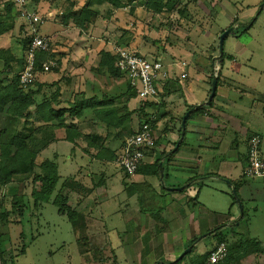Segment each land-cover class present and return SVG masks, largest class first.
<instances>
[{"label":"rangeland","instance_id":"rangeland-1","mask_svg":"<svg viewBox=\"0 0 264 264\" xmlns=\"http://www.w3.org/2000/svg\"><path fill=\"white\" fill-rule=\"evenodd\" d=\"M84 1H78L75 11ZM147 1L133 0L122 11L113 9L112 15L108 5L97 6L93 2L90 9L96 15L88 29L79 28L72 21H63L65 5L62 0H40L38 5L29 2L27 10L44 20L38 29L39 34L49 40L50 52L61 58L57 66L50 61L58 69L57 73L50 69L37 75L38 82L44 84L39 101L55 92L56 87L51 86L54 83L62 87V100L65 101L71 100L77 93H85L87 97L98 95L99 98L125 93V78L115 80L94 73L100 60L99 52H112L119 47L118 43H124L128 51L160 60L173 73L170 80L160 84L155 99L144 100L138 96L133 100L123 98L117 102L119 106L126 103L129 112H136L130 125L134 131L138 129L139 122L145 121H140L138 117V110L145 102L154 101L161 105L154 112L147 109L154 114L156 125L153 129L158 144L147 155L145 162H155L162 154L159 153L160 146L166 144L163 139L168 134L165 132L176 133L177 136L179 119L187 113L185 103L192 100V96L207 94L212 89L213 80L209 75L217 77L218 69L220 71V64L213 66V63L224 55L226 67L222 70V77L219 74V79L227 80L226 89L231 98L237 99V104L230 102L227 105L228 114L239 122L249 124L245 127L248 133L262 136L261 153L264 156V0H210L206 4L203 0H177L175 10L169 12L166 9L157 16L147 9ZM131 9L133 12H130ZM179 11L183 14L180 15ZM16 25L17 33H6L0 39V46L12 45V50L8 51L19 60L26 54L23 52V41L31 36L34 25L21 17L14 28ZM229 30L233 31L225 39L221 54L220 38ZM0 65L2 71V62ZM12 65L17 68V64ZM183 65L182 72L180 68ZM184 73L187 77L181 79ZM4 78L0 76V79ZM220 80L219 85H224ZM168 83H172L168 88L171 93L164 90ZM220 104L216 99L215 105L221 107L218 106ZM3 125L4 118L0 117V128ZM79 126L84 134L93 131L90 124ZM28 130L29 126L23 124L18 128L21 135ZM98 132L104 134L105 127L98 126ZM129 133L130 130L112 132L106 147L119 150L122 138L126 137V140ZM212 134L217 135L213 131ZM224 138L226 144L218 153L215 152L212 160L202 156L203 164L200 169L197 168V173H187V177L193 179L207 172L222 177L205 179L184 192L175 193L180 195L184 215H178L171 228H182L180 223L184 217L194 218L195 222L188 225V230L187 227L184 231L179 229L180 232L169 229L177 239L181 238L180 243L172 248L167 238L160 240L151 236L154 226L164 228V231L168 227L148 216L164 209L163 188L170 189L169 186L181 176L182 171L172 173L167 170L172 167L170 163L176 161L175 166L186 170L193 168L191 158L194 156L188 137L169 161L165 159L164 168L170 175L163 184L158 178L144 175L127 178L115 163L95 160V151L86 152L87 146L82 141H78L76 146L66 141L50 143L41 152L38 161L47 159L57 164L61 177L58 188L70 177L89 188L97 186L103 178V186L83 199L79 208L77 203L81 197L71 194L69 205L77 208L80 214L75 223L60 214L52 202L35 207L30 183L0 187V205L4 210H11L14 199H19L21 206H25L22 217H17L18 214L12 217V220L17 218L18 223L15 221L7 225L0 221L3 247L7 249L5 258L9 260L13 256L7 264H156L160 256L169 258L164 262L180 258L189 249L187 242L193 238L192 234L199 239L202 235L204 237L196 245L193 258L211 250L222 236L228 246L238 239L256 240L264 250V179L244 176L245 136L231 126H225ZM172 149L169 150L173 152L175 148ZM140 205L146 210L143 217L140 216ZM135 214L143 218V222L139 221L142 233L137 231ZM223 225L220 232L206 236L205 233L212 228ZM23 249L25 253H21ZM241 264H264V255L246 259Z\"/></svg>","mask_w":264,"mask_h":264},{"label":"trees","instance_id":"trees-1","mask_svg":"<svg viewBox=\"0 0 264 264\" xmlns=\"http://www.w3.org/2000/svg\"><path fill=\"white\" fill-rule=\"evenodd\" d=\"M78 1L79 0H62L65 5L63 21L65 23L72 21L75 26L82 29H88L90 23L95 19L96 14L90 9L93 2H95L94 4L97 6H102L104 4L108 5L111 9V15L113 9L122 11L133 3V0H85L83 5L80 6V9L75 11V8L79 6ZM30 2H36L38 5L40 0H30ZM177 5V0H148L145 4L147 9L152 12L154 16L162 14L166 9L169 12L173 11L176 9ZM4 10L5 16L3 20L0 21V38L6 34L5 32H9L14 28V24L19 18V13H17L13 0L6 2ZM130 12H133V9H131ZM179 14H183V11H179ZM28 45L29 38L23 41V52H26ZM117 45L123 49H127L124 43H118ZM136 54L140 55V53ZM99 56L100 60L94 73L106 75L115 80L125 78L127 84L125 93L117 97L103 95L100 98L98 95L87 97L85 93H77L73 95L71 100L65 101L62 100V87L54 83L51 86L56 87L55 92L49 98L44 97L39 101L43 93L44 84L38 82L36 79L37 75L45 73L43 65L50 61L55 62L56 66L60 65L61 58L59 55L53 51L47 53L37 52L34 67L36 76L35 81L28 88H23L19 84V74L25 68V55L17 60L9 51H0V62H3V70L0 72V76H5L4 79H0V117L4 118V125L0 128V187L6 188L12 184L19 186L30 183L32 185L31 198L33 199L35 207L52 202L58 209V212L67 216L71 223H75L80 217L77 208L82 205L83 199L90 197L96 189L102 187L104 180L102 178L97 186L89 188L81 181H77L76 178L70 177L65 179L61 183L60 188H58L61 181L58 166L53 160L46 159L42 162L38 161L41 152L52 142L66 141L76 146L78 141H82L87 146L86 152H90L91 150L95 151L94 156L92 155L95 160L99 162L107 161L115 163L119 150L113 151L106 147L111 133L114 131L124 132L130 130V133L127 135L129 138L135 135L144 123L151 124L154 128V125H156V122L153 120L154 114L147 112V109L149 108L154 112L157 111L158 106H161L154 101L145 102L144 106L138 110L140 121H145L139 122L138 129L134 131L130 125L132 124V115L136 112H129L126 103L125 105L119 106L117 102L123 98H127L128 101L136 99L138 94L131 88L126 76L116 69L115 64L117 58L111 51L102 50L99 52ZM143 57L151 61H156V59L144 55ZM223 62L224 55L214 61L213 66L217 64L222 65ZM14 63L17 64V68L13 67L12 64ZM56 66L51 68L52 72H58ZM214 76L216 75L213 74L211 76V81ZM219 80V75H217V84ZM67 82H69V80ZM164 88L167 89L166 86ZM179 89L180 88H178V90ZM168 92L171 93L172 91L168 89ZM212 104L213 101L208 106H212ZM206 107L207 106H202L195 109L191 113L188 121L193 116L202 113ZM194 108L195 107H189L187 112ZM182 119L183 117L179 119L180 127L177 133L178 141L182 137ZM20 124H23L25 127L29 126V130L26 134H19L18 128ZM80 124H90L93 131L89 134L82 133L80 130L81 126H79ZM101 125L105 127L104 134L98 132V126ZM165 134L168 133L165 132ZM125 138L126 137L122 138L120 149L126 141ZM184 141L185 136L177 150L161 154L160 158L153 164H142L137 174L158 178L163 183L165 178H167V173L165 172L162 161L166 157V160L169 161L170 158L179 151ZM177 143L174 144V148ZM156 144H158V141L155 142L154 148L150 150L151 153L155 150ZM148 153L149 152L145 153V156H147ZM126 177L129 178L127 174ZM192 182H194V179H191V183ZM184 190L186 189L184 188ZM163 192L167 193L166 189L163 188ZM55 193L56 195L53 198ZM72 193L81 197L80 201L77 203V208H72L69 205V199ZM140 206L145 214L146 210L143 209L142 205ZM24 208L25 206H21L19 199L13 200L11 210H4L3 206L0 205V221L7 225L18 223V219L13 218L12 220V217L17 214V217H22ZM161 211L149 216L165 224L162 218H160ZM224 226L225 225L219 226L205 234L208 236L220 232ZM161 232L162 230L156 226L151 236L155 237ZM3 237L4 235L0 233V264H7L13 260V256L9 260H6L5 254L7 249L3 247ZM203 238V235L200 239L197 236L189 241L187 248H191V252L184 258L179 259L176 257V259L170 262L159 261L156 264H209V258L212 252L222 243L227 246L228 254L226 259L218 264H241L242 261L246 259H255L264 255L263 248L256 240L238 239L235 243L228 246L226 238L222 236L211 250L193 258L192 254L195 247ZM21 253H25V249H23Z\"/></svg>","mask_w":264,"mask_h":264},{"label":"built area","instance_id":"built-area-1","mask_svg":"<svg viewBox=\"0 0 264 264\" xmlns=\"http://www.w3.org/2000/svg\"><path fill=\"white\" fill-rule=\"evenodd\" d=\"M13 1L18 8L19 17L34 25L25 54V68L19 74L20 86L28 88L33 84L36 77L34 71L36 53L50 52V42L38 32L39 27L44 24V20L27 10L30 0ZM112 53L117 58L116 69L126 76L131 88L144 100L155 99L160 84L171 79L173 72L168 71L160 60L151 61L121 47L114 48ZM52 67L51 62L43 65L45 72H48ZM180 69L183 72L184 65ZM186 77L187 74L184 73L180 78ZM155 142L153 126L144 123L135 135L126 139L118 152L115 164L129 177H134L144 162L145 153L154 148ZM261 142V137L254 134L247 139V157L244 169L246 178L264 179V158L261 156ZM227 254V246L223 243L218 245L209 258V264H218L224 261Z\"/></svg>","mask_w":264,"mask_h":264},{"label":"crops","instance_id":"crops-1","mask_svg":"<svg viewBox=\"0 0 264 264\" xmlns=\"http://www.w3.org/2000/svg\"><path fill=\"white\" fill-rule=\"evenodd\" d=\"M7 1H9V0H5L3 2H0V21L3 20V17L5 16L4 5L6 4ZM199 1L201 2L202 0H199ZM203 1L206 4L210 0H203ZM17 31H18V26L16 25L15 28H13L9 32H5V33H17ZM3 36H5V34ZM2 37L0 39H2ZM11 47H13V46L12 45L9 46V47H6V46L1 47L0 46V51L12 50ZM2 64H3V62H2ZM218 67L220 68V71L218 69L217 74L218 75L220 74V76L222 77V74H221L222 70L225 69L226 66L224 65V63H222V65H219ZM226 69L228 70V68H226ZM0 72H1V70H0ZM209 77L211 78V73H210ZM221 82H223L224 85H219V83L217 84L216 95H215V99L213 100L212 106H207L206 109L202 113L193 116L188 121V123L186 125L185 140H187V137H188V141H190V143L192 145L191 148H192V153H193L194 157L191 158L192 159L191 166L193 168L192 169H187V170L186 169H182L181 167L175 166V162L176 161H172L170 163L172 167L168 168L167 170L171 171L172 173H174L176 171H178V172L182 171V172H181V176H180L181 178L178 177L179 179H175V183L172 186H169L170 189L171 188H174V189L182 188L183 190L180 191V192H184L185 191L184 188L187 189L188 187L192 186L193 184L203 183L202 181L205 180V179L212 180V178H214L216 176L217 177H222V176H219V174L210 175L209 174L210 172H207V173H203L202 177L196 176L197 178L194 179V182L191 183V179H193V177H187V175H188L187 173H189L190 171H193V172L197 173V168L200 169V166H202V164H203L202 156H203V159L208 158L209 160H212L213 157H214L215 152L218 153L222 149L223 144H226L225 138H224L225 126H231L241 136H245V156H244L243 169H245V166H246L247 139H248V137L250 135H253V134L254 135H258V136L261 137V141L263 142L262 136L260 134H257V133H251L250 134V133H248L249 130H247L245 127L249 126V124H244L242 122H239L235 117H232L233 115L231 116V115L228 114L229 110H227V105L230 102H232L233 104H237V99L236 98H231V93L229 92V90L226 89L225 85H226L227 80H223L222 79V80H220V83ZM171 84L172 83H170V84L168 83L167 86L165 85L167 89L164 88V90L168 91V88H169V86ZM187 88L189 89V87H187ZM210 91H211V89L208 91L207 94L203 93L201 96H195V95L192 96L193 97L192 100L187 101V104L185 103V105H187V108H186L185 112H187V109L189 107H197L199 105H202V104L206 103L208 101V99H209ZM216 99H217L218 102L222 103V104L218 105V106H221V107H217V105H215V100ZM224 103H225V105H224ZM185 112H183V113H185ZM212 131L217 133V135L212 134ZM168 135L166 136L165 139H163V141L166 144L160 146V149H159V153L160 154L161 153L163 154V153H166V152L170 153L171 150H169V149H172L174 147V144H176L177 141H178V135L176 136V133H173V134L172 133H168ZM262 142H261V146H262ZM184 143H185V141H184ZM149 153H151V151H149ZM206 155L208 157H206ZM261 156L264 158L262 153H261ZM147 157L148 156H145V159ZM145 159H144L143 164L149 165V164H153L154 163V161H152V160L150 162H145ZM165 159H167V157ZM165 159L162 161L163 165H165V163H166ZM169 175H170V173L167 174V177ZM102 192H105V191H102ZM166 192L167 193L163 192V194H164L163 198L166 201V205L164 206L163 210L161 209L162 210L161 211V218L165 222L166 228L168 227L167 228L168 230L164 231V228H160L159 227L162 230V232L157 234L155 236V238H159L160 240H161V238H163V239L165 238L164 240H166V238H167V240L169 242L168 244H169V246L171 245V248H172V246H174L175 244L180 243V241H181L180 239L181 238L177 239L176 238L177 236L173 235L174 233H171L169 231V229L170 230L173 229V228H171V224H174L176 222V220L178 219V215H184V207H183L182 203L180 202L181 201V199H179L180 195L177 196V194H175L177 192L179 193V191L168 192L166 190ZM107 198H108V196L106 197V199ZM139 210L143 214L142 215L140 213L141 214L140 216L143 217L145 214L141 210L140 206H139ZM150 215H152V214H150ZM140 216L137 217L136 214H135L134 215V219H135V223L137 224L136 225L137 231L141 232V230H142L141 228L142 227H140L141 224L139 223V221L143 222V218L140 217ZM146 216H148V215H146ZM148 217H152V216H148ZM194 222H195L194 218H189L188 219L187 217H184V220H182V223H180V224H182V228L176 227V228H174L171 231L172 232L173 231H177V230L179 232H180V230L184 231L186 229V227H187V230H188V225L189 224L193 225ZM155 228H156V226H154L153 229H155ZM215 228H217V227H215ZM212 229H214V228H212ZM169 232L171 233V235L169 234ZM182 233H179V234L181 235ZM140 236H138V239L140 238ZM192 236L194 237V234H192ZM188 241H189V239H188ZM187 243H189V242H187ZM168 253H171V252H168ZM171 256H172V254L169 255V257H171ZM164 259H169V258L168 257H164V256H160L158 261H165ZM170 261H166V262H170Z\"/></svg>","mask_w":264,"mask_h":264},{"label":"water","instance_id":"water-1","mask_svg":"<svg viewBox=\"0 0 264 264\" xmlns=\"http://www.w3.org/2000/svg\"><path fill=\"white\" fill-rule=\"evenodd\" d=\"M233 30H229L227 32H225L221 38H220V52L222 54L223 52V46H224V42H225V39L231 34ZM216 89H217V77L214 76L213 77V82H212V89H211V94L209 96V99L206 103L202 104V105H199L197 107H195L194 109H192L191 111L187 112L186 115L183 117L182 119V132H181V139L178 141L175 149L177 150L180 146V144L182 143L183 141V137L185 136V130H186V122L188 121L189 117L191 116V113L197 109V108H200L202 106H208L213 100H214V97L216 95ZM168 192H172V191H182L183 189L180 188V189H166ZM234 194L236 195V191L234 190ZM241 211H242V207H241ZM191 252V248L187 249L186 251H184V253L181 255V257L179 259H182L184 258L187 254H189Z\"/></svg>","mask_w":264,"mask_h":264}]
</instances>
